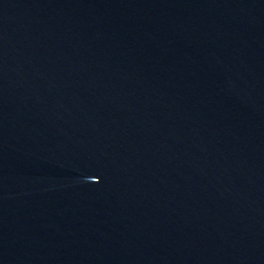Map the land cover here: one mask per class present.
Listing matches in <instances>:
<instances>
[{
    "label": "water",
    "instance_id": "obj_1",
    "mask_svg": "<svg viewBox=\"0 0 264 264\" xmlns=\"http://www.w3.org/2000/svg\"><path fill=\"white\" fill-rule=\"evenodd\" d=\"M0 264H264V0H0Z\"/></svg>",
    "mask_w": 264,
    "mask_h": 264
}]
</instances>
